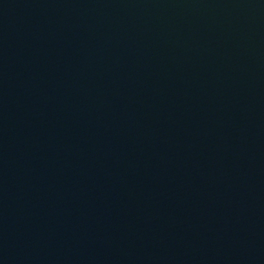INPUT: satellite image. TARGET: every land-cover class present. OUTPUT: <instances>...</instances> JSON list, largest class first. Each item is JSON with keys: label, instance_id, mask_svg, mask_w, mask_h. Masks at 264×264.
<instances>
[{"label": "water", "instance_id": "water-1", "mask_svg": "<svg viewBox=\"0 0 264 264\" xmlns=\"http://www.w3.org/2000/svg\"><path fill=\"white\" fill-rule=\"evenodd\" d=\"M0 264H264V0H0Z\"/></svg>", "mask_w": 264, "mask_h": 264}]
</instances>
